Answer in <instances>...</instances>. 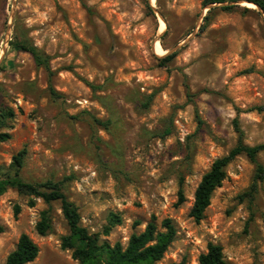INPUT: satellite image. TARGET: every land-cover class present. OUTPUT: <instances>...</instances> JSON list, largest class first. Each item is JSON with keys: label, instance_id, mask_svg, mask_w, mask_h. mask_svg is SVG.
<instances>
[{"label": "rangeland", "instance_id": "obj_1", "mask_svg": "<svg viewBox=\"0 0 264 264\" xmlns=\"http://www.w3.org/2000/svg\"><path fill=\"white\" fill-rule=\"evenodd\" d=\"M148 2L151 10L144 0H0V55L12 21L0 60V109L14 113L0 127L10 135L0 143V166L25 147L24 181L69 178L62 191L81 226L110 245L125 246L151 217L158 230L170 219L176 237L156 264H197L208 243L222 247L228 264H264V182L250 193L255 167L245 156L227 167L204 219L189 216L202 176L236 143L235 118L245 144H264V17L246 3L216 8L201 32L204 0ZM18 41L48 56L54 75L14 51L9 43ZM172 53L171 62L159 63ZM88 114L112 119L109 130ZM166 129L170 135L161 138ZM258 160L264 167V152ZM27 200L14 190L0 196V264L21 234L39 248L31 264H78L60 247L68 228L59 204L51 234L41 237L34 227L46 205L38 199L29 208ZM110 213L121 223L105 237Z\"/></svg>", "mask_w": 264, "mask_h": 264}, {"label": "trees", "instance_id": "obj_2", "mask_svg": "<svg viewBox=\"0 0 264 264\" xmlns=\"http://www.w3.org/2000/svg\"><path fill=\"white\" fill-rule=\"evenodd\" d=\"M146 7L151 10L148 0H144ZM232 0H204L203 8L213 4H225ZM255 4L264 14V0H243ZM218 8L223 12H230L236 6H221L210 8L203 18L204 24L201 26V32H204L211 21L213 12ZM250 9L243 8L242 14L249 12ZM14 51L28 53L37 67L44 69L47 74L52 77L54 72L49 64V57L42 54L36 47L27 43V41L10 42ZM176 53L165 55L159 59L160 64L171 62ZM88 86L94 90L92 85ZM49 94L52 98L58 99V93L49 86ZM154 95L142 102L144 109L149 107ZM92 123L101 129L108 131L112 124V119L101 121L88 114ZM14 117L12 109L2 107L0 109V127H4L7 120ZM198 125L202 122L198 119ZM234 132L237 136L234 147L224 157L216 159L209 170L202 176L193 194V205L189 216L196 223L204 219V213L210 205L213 193L221 187L223 181L227 178L226 169L239 156H245L247 160L254 165L255 173L250 193L256 191L257 185L264 182V167L259 162L258 156L264 152V144L249 146L244 143V133L239 127L238 119L232 121ZM169 129L163 131L161 138L170 135ZM10 139L8 133H0V143ZM26 148L23 147L13 157L10 165L5 168L0 166V196L4 195L8 190H14L18 195L27 197L26 206L33 208L39 199L46 208L39 213V218L35 224V232L38 236L44 237L51 234L53 230V204H59L62 217L68 228V234L60 239V247L62 250L71 252V258L78 264H156L160 262L167 252L170 245L176 237V229L170 219H164L160 223V229L155 223V218L151 217L141 233H133L130 235L127 244L123 246L116 242L110 245L107 241L100 239V234L90 233L80 224V215L78 208L70 202L64 194L63 184L70 180L65 178L60 182L46 180L40 183H29L24 181L20 172L24 166L26 157ZM182 177L179 178L178 204L184 200L182 190ZM20 206L14 205L13 214L16 217L20 213ZM121 223L120 217L110 213L107 225L103 227L101 234L108 236L111 229ZM138 223H135L137 225ZM4 232V227L0 224V234ZM39 254L38 246L32 241L27 234H21L18 238L15 249L10 252L5 261L1 264H31L35 261ZM172 264H185V261ZM197 264H228L223 249L220 245L208 243L205 252L198 256Z\"/></svg>", "mask_w": 264, "mask_h": 264}, {"label": "water", "instance_id": "obj_3", "mask_svg": "<svg viewBox=\"0 0 264 264\" xmlns=\"http://www.w3.org/2000/svg\"><path fill=\"white\" fill-rule=\"evenodd\" d=\"M238 3H248V4H251L255 7V9L264 17V14L261 12V10L255 5V4H252V3H249V2H246V1H240V2H237V3H234V5H238ZM150 5V4H149ZM233 5V4H232ZM221 6H229L228 4L225 5V4H213V5H210L208 7H205L207 10H209L210 8H214V7H221ZM151 7V6H150ZM152 9V7H151ZM11 25H12V21H11V18L9 19V22H8V26H7V32L5 34V40H4V47L5 45L7 44V38H8V33H9V30L11 28ZM4 47L1 51V55H0V60H1V56L3 54V50H4ZM162 58V57H161Z\"/></svg>", "mask_w": 264, "mask_h": 264}, {"label": "bare ground", "instance_id": "obj_4", "mask_svg": "<svg viewBox=\"0 0 264 264\" xmlns=\"http://www.w3.org/2000/svg\"><path fill=\"white\" fill-rule=\"evenodd\" d=\"M155 0H151V3L152 4H154L153 2H154ZM247 5H248V7L249 8H255L253 5H251V4H248V3H246ZM165 30V25H164V23H162V26H161V32H163ZM165 32V31H164ZM156 52L158 53V55H160V56H163L164 55V51H163V49L161 48V46L159 45V44H157V46H156Z\"/></svg>", "mask_w": 264, "mask_h": 264}]
</instances>
